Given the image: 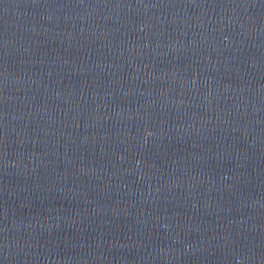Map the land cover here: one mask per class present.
Segmentation results:
<instances>
[{
	"label": "water",
	"instance_id": "water-1",
	"mask_svg": "<svg viewBox=\"0 0 264 264\" xmlns=\"http://www.w3.org/2000/svg\"><path fill=\"white\" fill-rule=\"evenodd\" d=\"M0 264H264V0H0Z\"/></svg>",
	"mask_w": 264,
	"mask_h": 264
}]
</instances>
